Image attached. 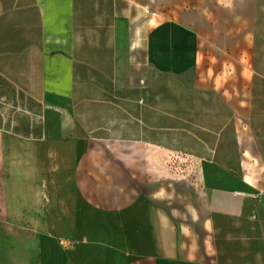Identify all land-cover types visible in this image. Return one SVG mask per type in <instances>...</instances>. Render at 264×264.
Masks as SVG:
<instances>
[{
  "label": "crops",
  "instance_id": "0c3cea01",
  "mask_svg": "<svg viewBox=\"0 0 264 264\" xmlns=\"http://www.w3.org/2000/svg\"><path fill=\"white\" fill-rule=\"evenodd\" d=\"M147 148L200 166L212 264H264V0H0V230L68 227L1 232L0 264H188L125 186Z\"/></svg>",
  "mask_w": 264,
  "mask_h": 264
},
{
  "label": "rangeland",
  "instance_id": "374dc122",
  "mask_svg": "<svg viewBox=\"0 0 264 264\" xmlns=\"http://www.w3.org/2000/svg\"><path fill=\"white\" fill-rule=\"evenodd\" d=\"M155 23L153 20L154 50L157 45H162L166 50L164 60L173 67L181 70L196 69L189 64L193 57V51L190 50L195 47L193 39L187 42V35L181 33L180 28L172 23L165 24L163 32L160 29L157 33ZM4 135L5 138L11 136L7 133ZM136 153L143 155L142 164L147 166V175L137 181L128 179L125 186L127 189L132 188L131 191H136L135 186L138 187L141 200L147 206L146 216L151 221L149 228L154 233V242L158 248L167 250L180 262L212 264L211 241L205 211L209 183L202 177L200 166L165 151L147 148L141 152L137 150ZM20 197L23 204L27 205L30 195L24 194ZM41 214H38V217ZM3 217L9 221L18 219L23 222V225H5L3 230H0V233L4 235L28 234L35 232L34 229H37V232H43L49 228L51 233L57 234L68 228L29 225L28 219L32 218V210L27 208L14 210V212L8 211ZM0 244L4 246V249H11L13 242Z\"/></svg>",
  "mask_w": 264,
  "mask_h": 264
}]
</instances>
